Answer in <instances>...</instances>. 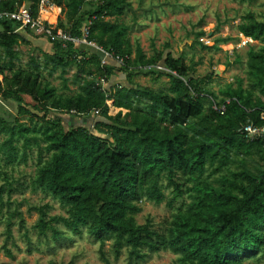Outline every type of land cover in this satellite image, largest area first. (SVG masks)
Wrapping results in <instances>:
<instances>
[{
    "label": "trees",
    "instance_id": "trees-1",
    "mask_svg": "<svg viewBox=\"0 0 264 264\" xmlns=\"http://www.w3.org/2000/svg\"><path fill=\"white\" fill-rule=\"evenodd\" d=\"M39 1L0 0V11L27 2L35 17ZM52 2L58 26L81 36L87 25L88 40L124 58L123 64L116 63L118 70L144 75L157 72L166 75L169 84L167 90L140 84L104 86L100 79L108 83L116 68L108 62L102 64L100 52L48 39L52 52H42V66L48 74L59 69L66 86L67 69L75 66L72 82L77 90L64 94L39 78L41 64L34 53L28 56L32 69L15 67L17 47L28 41L15 31L19 23L0 19V98L18 104L11 121L0 117V130L7 133L2 148L9 162L15 161L14 142L23 137L26 148L31 131L19 115L40 120L38 131L49 156L38 167L32 184L65 209L64 215H49V204L34 206L38 232L47 235L51 231L54 238L61 239L64 234L59 224L75 235L86 230L99 241V259L105 264H112L103 250L109 239L115 259L127 249L126 264H140L151 252L162 250L177 254L172 264H244L264 254V143L248 141L238 131L248 119L259 122L264 111V46L248 48L249 87L237 77L235 85L229 82L216 94L203 88L190 66L171 52L147 56L137 44L134 57L129 58L130 26L118 20L131 9L129 0ZM87 4L91 6L85 8ZM238 27L243 36L264 42V21L252 12L244 15ZM24 29L34 32L29 26ZM24 93L34 101V110L25 103ZM226 99L229 102L221 114L213 103L220 105ZM94 114L97 116L89 125L65 122V115L93 118ZM230 162H236L238 168L217 175ZM2 173L0 166V176ZM164 188L172 191L167 199ZM11 190L0 184V203ZM184 196L160 229L149 217L137 222L142 201L161 203L166 199L173 207ZM6 230L9 236L10 227Z\"/></svg>",
    "mask_w": 264,
    "mask_h": 264
},
{
    "label": "rangeland",
    "instance_id": "rangeland-1",
    "mask_svg": "<svg viewBox=\"0 0 264 264\" xmlns=\"http://www.w3.org/2000/svg\"><path fill=\"white\" fill-rule=\"evenodd\" d=\"M129 1L131 9L118 18L119 21L130 26L129 58L134 57V50L139 44L147 56L161 51L163 54L171 52L190 66L191 74L200 81L199 84L203 88L216 94H220V88L229 82L235 85L237 77L243 79L244 87H249L248 48L253 47L258 50L264 46V42L255 39L242 42L244 36L238 25L247 12H252L258 20L264 21V0ZM90 6L91 4H87L85 8ZM1 28L0 24V30ZM219 37H229L230 40L216 41ZM78 46H85L88 51L93 50L83 44ZM19 48L16 68L32 69L28 63L29 52H32L41 64L38 70L39 78L49 81L57 91L64 94H72L77 90V84L72 82L75 66L68 67L65 74L68 82L65 86L58 75L59 69L49 75L47 69L42 66V50L36 48L31 50L24 44ZM107 62L116 68L114 76H111L112 84L119 83L125 86L140 84L155 90L168 88L169 79L164 74L157 72L146 75L136 72L129 74L118 70L116 62L110 58ZM7 74L10 76L11 72L7 71ZM104 86H108V83ZM22 96L28 108L34 110L31 108L34 103L31 97L25 93ZM17 107V102L4 101L0 98V117L11 121V118L17 115ZM114 112L112 110L110 114ZM19 116L20 121L31 129L27 133L30 141L25 148L24 138H17L14 142L17 145V153L13 162H9L2 148L7 133L0 130V166L3 172L0 176V184L12 189L10 194L4 193L3 203H0V264H105L99 259V241L94 240L86 230L81 235H75L59 224L57 227L62 230L64 238L56 239L51 231H48L47 235H42L34 226L38 219V212L33 209L34 206L49 204V215H64L65 209L49 193L33 187L32 181L37 169L49 155L45 152V143L38 131L40 120L31 121L24 114ZM70 116L65 115V119L74 123ZM96 116L94 114L91 119L92 123ZM93 132L97 133L95 130ZM23 154L26 157L24 161L21 159ZM237 168L236 162H230L227 168L217 175L229 174V170ZM164 193L166 199L172 195L170 188H164ZM166 199L161 203L151 200L142 201V209L135 216L137 222L142 223L149 217L154 226L160 229L186 197L176 199L173 207L166 204ZM15 209L19 214L13 215ZM8 226L11 229L9 236L6 230ZM111 244L112 239H109L103 245L108 259L112 264H126L127 249L124 248L118 259H115ZM176 256L177 254L168 250L151 252L148 259L140 264H172ZM244 264H264V254L245 260Z\"/></svg>",
    "mask_w": 264,
    "mask_h": 264
},
{
    "label": "built area",
    "instance_id": "built-area-1",
    "mask_svg": "<svg viewBox=\"0 0 264 264\" xmlns=\"http://www.w3.org/2000/svg\"><path fill=\"white\" fill-rule=\"evenodd\" d=\"M37 9V14L35 17H33L30 4L23 2L13 10L0 11V19L12 20L16 23H19V28H25L29 26L34 31V33L42 34L51 41H70L75 45L83 44L89 46L101 53L102 64L106 63L108 58L114 60L117 64H123V57L118 55L113 56L111 53L106 52L101 47L95 45L94 42L88 40L87 25L83 27L81 36L72 35L68 30L58 26L57 8L52 0H40ZM248 41H252V38L249 36H244L242 42L245 43ZM155 67L158 69H165L160 65H156ZM100 82L105 85L103 78L100 79ZM106 102L108 105H110L108 100H106ZM228 102L229 99H226L224 103L220 105L213 103V107L223 114L225 111V104ZM112 108L113 107L110 105V113L112 112ZM71 112H74V110H71ZM93 113H98V110L94 109ZM258 118L260 119L259 122H255L252 119L242 122L238 127V131L248 141L260 140L264 143V111L260 113Z\"/></svg>",
    "mask_w": 264,
    "mask_h": 264
},
{
    "label": "crops",
    "instance_id": "crops-1",
    "mask_svg": "<svg viewBox=\"0 0 264 264\" xmlns=\"http://www.w3.org/2000/svg\"><path fill=\"white\" fill-rule=\"evenodd\" d=\"M2 29V28H1ZM16 32L20 33L22 36L25 37V39L28 41V44H25L29 49L33 50V49H40L43 52H52V43L49 42L48 38H46L45 36H36V33L31 32L28 33L26 32V30L24 28H19L17 27L15 29ZM23 44V43H22ZM21 47V44L17 47V49L19 50ZM114 61V60H113ZM114 75H112L113 77ZM110 78L108 85L112 84L113 78ZM112 110L115 111L114 108H112ZM111 110V111H112ZM72 121H74V124H81L84 123L86 125H89L92 123V118L88 116H84V117H71ZM68 120H66L65 122H67Z\"/></svg>",
    "mask_w": 264,
    "mask_h": 264
}]
</instances>
